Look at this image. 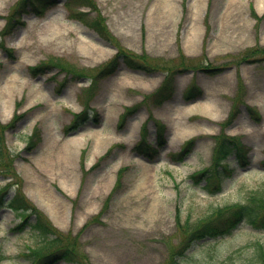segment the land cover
<instances>
[{
    "label": "rangeland",
    "instance_id": "obj_1",
    "mask_svg": "<svg viewBox=\"0 0 264 264\" xmlns=\"http://www.w3.org/2000/svg\"><path fill=\"white\" fill-rule=\"evenodd\" d=\"M18 1L0 0V264H30L25 254L41 240L16 227L14 198L29 206V223L40 217L73 242L84 264H253L252 242L264 256V230L241 223L172 257L177 214L197 221L264 195V0H238L239 16L227 17L232 0H201L196 21L194 0H168L173 13L158 17L162 0H27L17 19ZM118 53L112 73L98 75ZM164 83L172 95L155 105ZM176 121L190 131L181 135ZM143 134L157 153L139 147ZM219 134L238 138L249 164L230 157L234 171L210 193L191 175L210 167ZM71 140L65 173L58 156Z\"/></svg>",
    "mask_w": 264,
    "mask_h": 264
},
{
    "label": "trees",
    "instance_id": "obj_2",
    "mask_svg": "<svg viewBox=\"0 0 264 264\" xmlns=\"http://www.w3.org/2000/svg\"><path fill=\"white\" fill-rule=\"evenodd\" d=\"M28 3L27 0H19L13 9L12 16H21L22 12L26 10ZM7 26H10L9 21L7 22ZM121 52L124 55L122 50H120V53ZM120 53L106 63L98 75L106 76L112 73L116 68V61ZM51 65H53L51 61L41 64L42 67ZM140 65L144 66L142 63H140ZM172 91L173 89H169L165 83L160 85L155 91L156 97L153 98L151 102L155 105L162 104L171 97ZM11 123H9L7 127L10 126ZM155 125L157 126L158 132L156 144L157 146H161L164 143V126L158 121H155ZM3 128L4 127H0V130ZM143 131H146L145 128H143ZM214 140L215 143L212 150L210 167L196 171L191 175L195 183L200 181V179H204L205 187L208 188L210 193L220 191L222 189V177L225 174H231L233 172V169L229 167L230 157L233 156L237 164L241 167H245L249 163L247 157L248 150L238 138L219 134L214 137ZM1 142L3 141L0 136V160L2 158L1 150L3 149ZM144 142L143 139L139 147L142 146V144L144 145ZM185 147H187V144H185L183 148ZM143 148V152L149 151L156 153V150L151 144H145ZM5 177L8 178L10 176L6 175ZM5 193L6 191L0 192V204L6 196ZM109 199L110 197L108 200ZM7 205L9 209L20 217L21 222L17 226L19 230H23L26 226H30L29 228L37 232L41 238L40 242L33 248H28V253L25 254L29 258L30 264H53L57 260H63L68 263L84 264V257L75 251L73 242L64 243L63 241L65 240L62 234L48 226L40 217H38L33 224L28 223L29 206L24 200L14 198L8 201ZM175 220L177 230L180 231L182 238L173 252V259H176L178 256H185V253L190 250L197 241L206 238L216 239L231 234L240 223L248 224L255 230H264V195L253 192L246 202L216 207L207 217L197 221L185 220V222L181 223L178 214L175 216ZM249 246L254 247L251 254L253 257V264H264V256L259 250L258 244L252 242ZM1 260L2 257H0V261Z\"/></svg>",
    "mask_w": 264,
    "mask_h": 264
},
{
    "label": "bare ground",
    "instance_id": "obj_3",
    "mask_svg": "<svg viewBox=\"0 0 264 264\" xmlns=\"http://www.w3.org/2000/svg\"><path fill=\"white\" fill-rule=\"evenodd\" d=\"M161 2H163V6L158 8L156 13H157V17L159 16V14H163L165 12H167L168 15H171V11L173 13V7L171 8L169 3H168V0H162ZM238 4H239V1L238 0H232L230 3H229V7H228V10L227 12L225 13V17L227 16H235V14H237L239 16L240 14V10L238 8ZM233 8L232 10H230L229 8ZM193 8L194 10L192 11V14H191V20L192 21H196L197 19V14L199 13V10L201 8V0H194L193 1ZM236 11V13H235ZM198 27L196 25V23H192V30L190 31V34L193 35V36H196L197 33H198ZM88 54H91V52L89 51ZM175 125L177 126V131L182 135L190 130H188L187 126L183 123H181L180 121H176L175 122ZM94 136V134H93ZM96 136V139L95 141H98L99 139L103 138V135L101 133H96L95 134ZM78 141L77 140H71L69 142H65L62 146V150L60 153V156H58V152L57 151H54V153L52 154L51 157H59L63 163V165H66L67 168H66V171L65 173L68 171L69 169V163L71 161V158L75 152V146L77 145ZM53 149H57V146L55 145L53 147ZM67 176H65V180H66Z\"/></svg>",
    "mask_w": 264,
    "mask_h": 264
}]
</instances>
